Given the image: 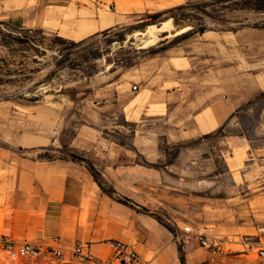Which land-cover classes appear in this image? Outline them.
<instances>
[{"label": "crops", "instance_id": "crops-1", "mask_svg": "<svg viewBox=\"0 0 264 264\" xmlns=\"http://www.w3.org/2000/svg\"><path fill=\"white\" fill-rule=\"evenodd\" d=\"M188 1L0 0V21L15 30L81 42L111 33L136 14ZM245 29H236L239 38L232 46L231 31L185 36L188 27L176 42L168 40L147 61L134 64L133 74L128 68L121 80L126 87L104 75L89 80L84 124L67 144L83 161L40 160L33 152L40 144L38 106L33 110L39 88L31 67L28 112L35 128L3 130L0 124V240L65 254L81 244L98 259H109L108 242L120 241L133 244L143 264H252L247 257L264 247V173L231 170L229 160L248 149L242 139L217 141V152L212 144L199 143L228 126L248 101L231 96V62L237 59L239 70L247 72L253 39L264 38V29ZM250 91L256 99L264 86ZM103 140L106 153L99 148ZM213 158L227 168V184L206 167ZM86 162L100 175L101 186ZM238 177L240 182H231ZM200 234L222 241L218 257L210 259L199 246Z\"/></svg>", "mask_w": 264, "mask_h": 264}, {"label": "rangeland", "instance_id": "rangeland-1", "mask_svg": "<svg viewBox=\"0 0 264 264\" xmlns=\"http://www.w3.org/2000/svg\"><path fill=\"white\" fill-rule=\"evenodd\" d=\"M199 6L202 9H197ZM147 16H156V23L152 25L155 28L149 30L148 26L142 32L144 35H140L138 28L143 23L152 21L146 18ZM173 19L177 26L174 25ZM168 20L171 23L168 33L156 31L161 23ZM188 27L194 31L202 28L231 31L233 46L239 38L234 35L236 29H264V0H190L169 10L136 14L134 19L111 33L97 35L81 42L70 41L49 32L15 30L0 21V111L1 107L7 108L5 113L0 112L3 113L0 114L3 130L19 127L26 132L31 126L35 128V118L31 119L28 112L31 104L30 95H27L32 67L33 82L36 71L38 72L39 91L36 103L33 97V110L38 106L40 140L38 148L33 152L37 153L40 160H73L72 156L80 158L67 144L76 129L84 124L82 100L91 91L87 82L97 75H104L119 82L122 88L126 87L121 84V80L127 75L128 68L133 74L132 66L147 61L158 52L159 45L168 40H171V44L176 42L174 37L165 38L166 35L188 31ZM129 28H136L132 35L126 34ZM123 35L125 41L121 45L117 40ZM253 41L256 47L249 50L247 72L239 70L237 59L232 58L231 62V96L239 102L245 99L248 101L228 121V126L215 135L199 140L200 145L207 142L215 146L214 152L220 149L215 145L216 142L225 137L239 138L247 142L248 149L237 151L233 160H229L231 170L237 168L244 174L254 169L264 173V104L261 101L264 93L256 99L249 94L250 89L256 91L260 86H264V49L261 48L264 46V38L255 37ZM115 44L121 46L114 49ZM135 80L132 78L131 82ZM244 87L247 89L246 94L242 92ZM52 141L55 143H51ZM49 142L51 144L47 145ZM24 151L22 150L23 153ZM206 167L215 169L219 173L218 181L227 184V168L220 159L213 158ZM234 180L240 182L239 177L232 178L231 182ZM247 261L252 264L264 263L258 259L257 250L253 252V256L247 257ZM0 264L33 263L12 262L0 247Z\"/></svg>", "mask_w": 264, "mask_h": 264}, {"label": "built area", "instance_id": "built-area-1", "mask_svg": "<svg viewBox=\"0 0 264 264\" xmlns=\"http://www.w3.org/2000/svg\"><path fill=\"white\" fill-rule=\"evenodd\" d=\"M137 87L132 86V91ZM101 152L108 151V143L102 141L99 145ZM199 246L203 248L210 259L218 257L222 251V241L218 238L200 234L197 237ZM113 248V255L109 259H98L92 256L88 249L77 244L69 254L58 248H46L33 243H18L9 239H1L0 247L7 259L12 262H31L33 264H143L135 251L134 245L120 241L108 242ZM257 257L264 260V247L257 251Z\"/></svg>", "mask_w": 264, "mask_h": 264}, {"label": "trees", "instance_id": "trees-1", "mask_svg": "<svg viewBox=\"0 0 264 264\" xmlns=\"http://www.w3.org/2000/svg\"><path fill=\"white\" fill-rule=\"evenodd\" d=\"M197 9L200 10V9H202V8H201V6H199V7H197ZM146 18L152 19V21L147 22V23H143V24L141 25V27L138 28L141 32H144V31L146 30V27H148V26H152L153 24L156 23V20H155V19H156V16H147ZM173 22H174V25L177 26V23H176L175 19H173ZM135 29H136V28H129V29L127 30L126 34L132 35V34L134 33V30H135ZM186 31H187V30H186ZM186 31H184V32H186ZM204 31H205L204 28H202V29H200V30H197V31L191 30V31L187 32V34H185V36H189V35H191V34H193V33H203ZM184 32H180V33H178V34L175 32L173 35H170V36L166 35L165 38L175 37V36H178V35L183 34ZM107 34H108L107 32H103V33H102V35H107ZM63 41H67V40H63ZM117 41L120 42V44L122 45L123 42L125 41V35H123V37L121 36V38H119ZM72 159H73V161H83L81 158H78V157H76V156H72ZM86 166H87L89 172L91 173L92 177L94 178V180H95V181L101 186V184H102V180H101V178H100V175L95 171V169H94L89 163L86 162ZM103 189H104L109 195H111V196L114 194V192H113L111 189H105V188H103ZM123 202L125 203V201H123ZM156 219H157L160 223L163 224L162 220H161L158 216H156ZM166 227H167L170 231H172L171 227H169L168 225H166ZM179 251H180V253H181V248H179Z\"/></svg>", "mask_w": 264, "mask_h": 264}, {"label": "bare ground", "instance_id": "bare-ground-1", "mask_svg": "<svg viewBox=\"0 0 264 264\" xmlns=\"http://www.w3.org/2000/svg\"><path fill=\"white\" fill-rule=\"evenodd\" d=\"M124 7V6H123ZM123 9V8H122ZM124 10V9H123ZM162 25L160 26V28L159 29H157L156 28V31H160V32H164V31H169L170 30V28H171V23H170V20H168V21H165V22H163V23H161ZM155 27L154 26H150L149 27V30H151V29H154ZM148 32V31H147ZM150 32V31H149ZM151 32H154V31H151ZM163 32H162V34H163ZM168 33V32H167ZM177 34L178 33H180V32H176ZM151 34V33H150ZM138 35V34H137ZM142 35H144V34H142ZM161 35V34H160ZM160 35H159V37H160ZM170 35H173V34H168V36H170ZM148 37V36H147ZM150 37V36H149ZM157 37H158V35H157ZM154 38V37H153ZM148 39V38H147ZM153 40V39H152Z\"/></svg>", "mask_w": 264, "mask_h": 264}, {"label": "water", "instance_id": "water-1", "mask_svg": "<svg viewBox=\"0 0 264 264\" xmlns=\"http://www.w3.org/2000/svg\"><path fill=\"white\" fill-rule=\"evenodd\" d=\"M160 26H161V25H160ZM160 26H159V27H157V29H159V28H160ZM138 34H140V35H141V34H143V33H142V32H139Z\"/></svg>", "mask_w": 264, "mask_h": 264}]
</instances>
